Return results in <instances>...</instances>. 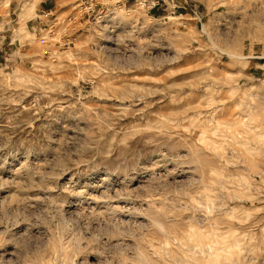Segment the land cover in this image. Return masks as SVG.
Here are the masks:
<instances>
[{
	"label": "rangeland",
	"instance_id": "obj_1",
	"mask_svg": "<svg viewBox=\"0 0 264 264\" xmlns=\"http://www.w3.org/2000/svg\"><path fill=\"white\" fill-rule=\"evenodd\" d=\"M0 264H264V0H0Z\"/></svg>",
	"mask_w": 264,
	"mask_h": 264
}]
</instances>
